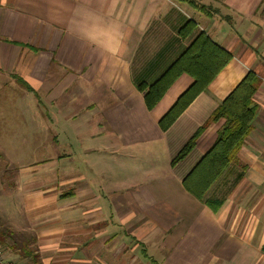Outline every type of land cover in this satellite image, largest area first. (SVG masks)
Here are the masks:
<instances>
[{
  "label": "crops",
  "instance_id": "obj_1",
  "mask_svg": "<svg viewBox=\"0 0 264 264\" xmlns=\"http://www.w3.org/2000/svg\"><path fill=\"white\" fill-rule=\"evenodd\" d=\"M200 33L228 60L162 129L194 79L150 109L138 86ZM249 72L252 130L198 198L184 178L224 118L173 159ZM0 249L12 264H264V0H0Z\"/></svg>",
  "mask_w": 264,
  "mask_h": 264
},
{
  "label": "trees",
  "instance_id": "obj_2",
  "mask_svg": "<svg viewBox=\"0 0 264 264\" xmlns=\"http://www.w3.org/2000/svg\"><path fill=\"white\" fill-rule=\"evenodd\" d=\"M187 22L180 32L192 28ZM228 60V54L210 42L200 33L179 57L152 84H140L144 91L147 108H152L162 97L169 85L182 73L189 74L194 82L178 98L175 104L160 120L162 129H166L180 112L203 90ZM259 86V79L249 72L240 84L212 112L207 122L191 136L173 159V163L184 158L196 144L207 123L224 118V123L217 131L213 145L184 178L185 187L198 198H203L211 184L235 158L245 138L252 130L256 114L253 96Z\"/></svg>",
  "mask_w": 264,
  "mask_h": 264
},
{
  "label": "clouds",
  "instance_id": "obj_3",
  "mask_svg": "<svg viewBox=\"0 0 264 264\" xmlns=\"http://www.w3.org/2000/svg\"><path fill=\"white\" fill-rule=\"evenodd\" d=\"M70 30H71V27H70ZM71 34L74 36H77L80 39L85 40L86 42H90L92 39L87 33H80V32H76V31H71Z\"/></svg>",
  "mask_w": 264,
  "mask_h": 264
},
{
  "label": "built area",
  "instance_id": "obj_4",
  "mask_svg": "<svg viewBox=\"0 0 264 264\" xmlns=\"http://www.w3.org/2000/svg\"><path fill=\"white\" fill-rule=\"evenodd\" d=\"M0 264H12L10 261L4 258V254L1 249H0Z\"/></svg>",
  "mask_w": 264,
  "mask_h": 264
}]
</instances>
